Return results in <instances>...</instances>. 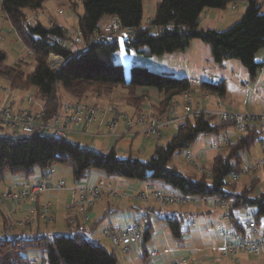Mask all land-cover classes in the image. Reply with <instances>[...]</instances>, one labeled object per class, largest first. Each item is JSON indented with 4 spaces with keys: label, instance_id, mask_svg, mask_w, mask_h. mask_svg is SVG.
Returning <instances> with one entry per match:
<instances>
[{
    "label": "trees",
    "instance_id": "obj_1",
    "mask_svg": "<svg viewBox=\"0 0 264 264\" xmlns=\"http://www.w3.org/2000/svg\"><path fill=\"white\" fill-rule=\"evenodd\" d=\"M47 1H1L0 11L20 43L32 52L35 66L33 71H29L30 65L24 60L9 66L6 53L0 48V79L9 81L12 90L24 87L35 89L43 100L48 120L57 116L62 107L57 94L58 84L79 100L90 91L102 97L122 88L127 92V105L137 109L142 108L151 96L149 91H155L161 96L155 106L159 114L168 109L172 101L193 90V83L188 78L151 72L144 66L131 67L127 80L123 66L115 62L119 43L96 44L93 40L101 33L105 18L115 17L122 28L134 30L124 42L125 50L135 51L145 59L184 51L192 41L199 40L210 46L212 58L220 66L226 60H239L255 78L264 65L256 61L257 55L264 49V14L260 0H245L247 10L244 16L226 31L203 29L200 26L201 16L208 9L224 10L241 0H161L147 28L143 24L144 0H79L84 11L78 16V28L85 47L76 51L65 45L70 38L57 24L46 27L40 21L32 25L25 23L27 13L40 11ZM51 55L64 59L60 68L49 66ZM200 88L206 94L220 98L227 93L225 82H204ZM139 90L143 92L139 94ZM229 127L231 125H223L216 116L188 119L174 131L167 145L156 146L153 157L147 161L132 155L121 158L115 147L108 152L93 151L39 132L18 139L0 136V179L4 180L6 174L30 178L38 170L48 172L54 167L67 166L76 182L87 179L93 171L104 172L110 178L145 184L162 182L184 198L227 202L236 230L242 234H245L244 226L235 220V213L251 209L256 215L257 228L262 231L264 192L255 193L260 180H252L251 186L246 183L240 190L237 183L229 181L233 174L241 171L242 155L249 152L261 137L257 127L230 141L223 151L217 153L208 167L210 176L202 174L200 179L195 180L169 166L175 155L189 150L201 135L215 134ZM152 214L155 215V211ZM149 221L143 234L144 251L152 237ZM162 222L170 229L172 238L181 243L185 232L182 228L184 221L167 217ZM35 250L43 253L42 262L45 264H119L115 251L106 250L82 231L74 237L0 236V264H29L27 255ZM145 254L147 256L148 252L145 251Z\"/></svg>",
    "mask_w": 264,
    "mask_h": 264
},
{
    "label": "rangeland",
    "instance_id": "obj_2",
    "mask_svg": "<svg viewBox=\"0 0 264 264\" xmlns=\"http://www.w3.org/2000/svg\"><path fill=\"white\" fill-rule=\"evenodd\" d=\"M1 1L2 0H0V2ZM159 2H161V0H144V2H143V6H144L143 24L148 23L149 19L155 14L156 7H157ZM259 4L262 6V14H264V0H260ZM233 6H234V4H230L224 10H217V9L206 10L204 12V15H202V17H201V20H203L201 22V27H205V30L226 31V30L230 29L235 24H237L242 18V16L240 17V11H239L238 12V19L233 23L232 20L234 19V17H232V14L236 12V11L234 12L232 10ZM83 11H84L83 6L81 4H79V0H48L45 3L43 9H41L40 11L28 12L26 17H25V23L27 25H32V24L36 23V21H40L44 26L49 27V26H53L56 24L54 21H58L60 24H63L64 26L68 27V28L62 27L66 31V33L70 34L69 35L70 40L67 41L65 45L67 47L72 48L74 51H76V50H78V48H80V46L79 45H73V40H72L73 37L72 36H74L76 34V32L79 31L78 16L83 15ZM208 11H212V13H217V14L218 13L224 14V15L227 14V17L224 19V21H221V20L218 22L211 21V22H213V23H211V22H208L209 20H211V18H208V17H207V19L205 18ZM210 15H214V14H210ZM110 20H111V18H105L102 21V25H101L102 26L101 29H103L102 31H105L107 29V26L111 22ZM3 27L6 28V31H8V32L0 34V48L3 49L7 55L6 63L9 66H12L13 64L16 65V64L20 63V61L24 60V61H27L30 65L28 70L33 71L34 66H35V61H34L33 54H32V56L29 55V53H32V52H28V50L26 48L23 49L21 44L16 43L15 39L17 38V36L14 33L9 32V31H11V28H12V27L10 28L9 22H7L6 20L0 21V30L1 31L4 30V29H2ZM194 42L199 43L200 45H202L203 48L193 50L194 46H192L191 50H186V51H188V52H186V55H187L186 57L193 55L194 52L196 54L195 59H192L191 63L189 62L188 58L186 59L187 61L180 58V59H177L176 62H172L170 69H165V70L172 73L173 74L172 76L174 78H179V79H181V78H192L191 80H194V82H193V91L194 92L196 90L200 91V85L204 82L218 83V82L224 81L226 88H227V93L225 96V103L228 106H231L232 108H234L236 111L239 110L238 112H240V110L244 111V109H243L244 108V99L246 98L245 92L248 91V87H246L243 82L246 81V82L251 83L250 82L251 81L250 74H248L249 72H247L246 68L242 65V63L239 60H226V61H224V65L222 67L219 66L218 64H216L214 62V60L211 56V48L209 45H207V44H205L199 40H194ZM119 46H120V50L118 51V53L116 55L115 62H116V64L123 66L127 80H129V71H130L131 67H133L135 65L144 66L151 72H158V67H156L157 63L155 62L154 65H151L149 62L152 59L154 62V61L162 58V56L145 59L144 57L138 55L135 51L127 52L125 50L123 40H120ZM177 53H180V52H177ZM263 53H264V49L257 56V58H256L257 62L258 61L260 62V59L262 58ZM169 55H171V54H167L164 57H167ZM57 57H52V58L50 57V59H49V66H51L53 69H58L63 65V63L60 64L58 62L60 58H61L60 60L62 62V57H60V56L58 58ZM14 62H16V63H14ZM59 64H60V67H58ZM262 70H264V68ZM261 72L262 71H260L258 73V76H257L258 78L256 77L257 79H255V80H257L256 82L261 81V78H260ZM159 73H162V72H159ZM166 74H168V73H166ZM169 75H171V74H169ZM244 76H245V78H244ZM195 81H197V83ZM253 82H255V81H252V83ZM0 85H3L6 89H9L10 93L12 92L11 91L12 85L9 81L0 79ZM57 88H58L57 94L59 96L60 102L62 103V107H61L59 114L61 113V111L65 105L74 104L76 102H86V103H89L90 105H92L93 107H99V108H107L109 106L110 107L116 106L119 108V110L121 112L124 111V112H127L129 114H132V112H134V110H135V112L138 110L139 111L147 110V109L141 110V108L137 109L136 107L128 106L126 103V95H127L126 93L127 92L122 88H117V89H115L114 92H110L109 94L104 95L102 97H99L97 95V93L90 91L85 95V97H82V99H80V100L75 98L69 92H67L61 84H58ZM14 91H21L18 93L22 94L23 99L25 97H28V96H31L33 98L34 105H32L33 103H31V104H28L27 102L23 103L24 106H29L30 107L29 109H31L33 112H39L42 108L45 109V111H46L43 100L40 98L38 92L35 89H31V88L28 89V88L24 87V88H19V89L13 90V92ZM1 95H3V93ZM1 95H0V100H1V102H4L5 99L7 98V96H6V94H4L5 99H1ZM210 96H212V98L213 97L218 98L217 95H210ZM155 97H158V96L155 95ZM11 99H12V95H11ZM23 99H22V101H23ZM39 100H41L42 103H40ZM155 100H157V99H155ZM158 101H160V100H158ZM176 101H179V103H181L180 102L181 98L176 99ZM14 108L19 109V107L15 106V104H14ZM29 109H24V110H29ZM148 109H149V111L157 113L156 107L154 106L153 103H150V107H148ZM180 113L183 114L184 113L183 110H180ZM101 121L102 120L99 119V121L97 123H95V125L93 124L88 128L87 132H90L91 134L70 135L66 138V140H68L74 144H78L83 148L90 149L93 151H99V152H108L113 147H116L117 149L120 150V152L128 154V155H123V154L119 153L121 158H124L125 156L128 157L129 155H132L133 157H137L143 161H147L153 157L157 145H167L168 144L169 140L163 141L165 133H167V137H169V138H172L175 134V132H174L175 129L170 128V129L162 131L161 136L159 138H152V139L147 138L145 136H142V134L139 132V134L137 136L135 135L133 138L123 137L120 140L114 141L110 137H107L104 135L105 125L101 124ZM119 127H120V129L119 128L118 129H119V131H121V129L123 128V124H121V126H119ZM227 129L231 130V128H222L219 130L218 133L209 134V135H201L199 140L191 147V150L194 153V150L196 149L197 145L205 146V147L207 145L209 146L210 143L217 140L218 138L221 139L222 135L225 133V131ZM234 129H235V131H233V132L235 134V137L233 138V140H235V138L237 137V135L239 133L237 128H234ZM92 134H94V135H92ZM0 136H7V132L1 127H0ZM92 136H94V137H92ZM262 139H264V136H262L260 138V140H258L251 147L250 151L248 153H246V154H248L249 158L252 160L251 162H254L257 159L259 160V159L263 158L262 143H261ZM205 153L208 155V158H207L208 160L205 157L201 156L198 158L197 161L199 164L203 165L204 167H206L208 169V167H210L211 163L213 162L214 157L217 155V152L211 151V150H209V147H206ZM184 158H185V155L183 153H181L179 155H175L174 158L170 161L169 166L170 167H176L185 176L191 177L195 180L200 179L202 174H200L195 169V167L193 165L187 163ZM59 168H62L68 174V178H66L64 176L63 180L66 183V188H67V191L69 192L70 190H72V187L75 186V181L73 179L72 170L67 166H60ZM39 171H37V172H39ZM250 177L251 178H259V180L261 181L260 184L258 185L255 193L259 194V193L264 192V169L263 168L260 169L256 173H251L248 176L242 177L238 181H236V183L238 184V189L239 190L242 189L243 186H245V184L249 181ZM104 181L110 182V184L114 185V188L117 191L116 197L110 196L108 194V197H110V198H113V199L120 198V197H122V195H125V193L128 192V190H126V188L122 185L121 182L119 184L115 183L117 181V178H112V179L104 178ZM229 181L233 182L231 179H229ZM152 184H154L155 186H158V187H159V185H162V186H167V187L171 188L170 186H168L162 182H152ZM0 186H1V184H0ZM147 187H148V184H147ZM159 188H161V187H159ZM155 190H157V189H155ZM160 190L163 191V189H160ZM103 191H104V194H106V189H103ZM142 192L145 193L147 191L145 190V191H141V192H134L132 194L135 196L136 193H142ZM65 194L66 193L64 191H60L57 195H59V197L62 198L63 195H65ZM101 194H103V192ZM104 199L106 202L108 201V199H106V198H104ZM69 200H70V198H67V199H60V198L57 199L56 198V199H54V203L56 206L55 214H56V223L57 224L56 225H54V223L48 224V229L51 231L54 228V226H56L57 234L62 235V236H66V237H69V236L74 237L78 231L74 230L73 228L72 229L69 228V227H74L73 225L75 222L73 218H70L69 220L67 218L66 204L69 202ZM99 201H100V199L98 200V202ZM136 201L141 202L142 204H145V205L149 204L150 201H153L158 205L159 208L161 207V206H159V203L157 201H155L154 199H150L146 202L140 201L138 199ZM98 202H97V204H98ZM22 204H20L17 207L16 211H13L14 212L13 214L17 213L18 208ZM32 204L38 205V201H36ZM96 205H95V207H96ZM194 205H196V204L193 202L176 203V204H171L169 206H166L162 209H166L168 207L173 206L171 208V210L172 209L182 210V211L185 209H191L192 210L194 208L193 207ZM181 206H185L186 208H183ZM0 208L3 209V207H0ZM42 208H43V205H40L39 212H38L37 207H35L34 211H32L34 224L31 226H34L37 223L38 216L44 222L50 221V220L47 221V219L42 218V214H41ZM74 208H75V204H74ZM221 208L222 207H218V206L212 208L215 211L217 210L216 212L218 213V214H213V218L215 217L214 222L222 219V216H221L222 212H221V210H218ZM5 210H7L8 216L13 217V214L10 215L9 209H5ZM223 210L225 211V209H223ZM251 212H253L251 209L239 210L235 213V220L238 221L243 226H245V224H246L245 216ZM29 213H31V212H29ZM29 213H27L25 215V217ZM182 213H183V218H184V222L182 225L183 229H188V228L194 229V227H201L202 228L204 226V221L208 217L207 214H205V213L198 214V215H190L189 214L190 211H186V212H182ZM52 214H54L53 209H52L50 217L52 216ZM127 215H128L127 211H122V210L120 211L118 209V210H115L113 212V214L109 216V218L115 217V219H114L115 222H113L114 227L124 228L127 224ZM36 216H37V218H36ZM13 220L17 221L15 219H13ZM9 221H10V219L8 220V222H6V225H7L6 231L7 230H13V229L14 230H26L29 228V227L28 228L10 227ZM192 222H195V225ZM108 223H109V220L104 224L101 223L100 225H98L97 229H99V230L104 229ZM87 225H88V227H91L93 225V222L92 221L88 222ZM153 225H154L155 229H157V227H156L157 223H154ZM168 234H169V232H168ZM7 236H8V238H12L13 235L11 232H8ZM154 237H155V230L153 231L151 241H153ZM171 246L176 248V246L174 245L173 242H171ZM148 248L150 250L151 246H149ZM106 250L110 251V247L107 246ZM115 250L117 251V249H115ZM41 254L43 255V253L41 251L35 250V251H31L27 256L29 259L41 260ZM221 255H222V253H221ZM250 258L252 260L249 262V264H254L255 262L257 264H262L261 259H258V258L252 257V256H250Z\"/></svg>",
    "mask_w": 264,
    "mask_h": 264
},
{
    "label": "built area",
    "instance_id": "obj_3",
    "mask_svg": "<svg viewBox=\"0 0 264 264\" xmlns=\"http://www.w3.org/2000/svg\"><path fill=\"white\" fill-rule=\"evenodd\" d=\"M238 2L234 3L233 8H237ZM111 22L105 31L97 34L93 40L96 44H115L120 40L125 42L134 32L133 29H124L120 26L119 21L115 17H111ZM147 24L144 25L147 28ZM14 33V31L12 32ZM68 34V33H67ZM70 34H68L69 36ZM72 35V34H71ZM73 37V45H79L80 48L85 47V42L80 31H77ZM17 44H21L19 39H15ZM24 49V46L21 44ZM32 56V53H29ZM57 57L56 55H51ZM59 57V56H58ZM57 57V58H58ZM50 59V58H49ZM61 59V58H60ZM59 59V63H64ZM57 62V63H58ZM60 64L58 67H60ZM6 94L7 98L4 102L0 100V127L7 132V137L10 139H18L23 136H28L34 133H41L44 136H50L57 140H66L70 135L91 134L87 132L91 125H95L101 119V124L105 125L104 135L110 137L114 141L120 140L123 137L133 138L139 132L142 136L147 138H159L162 131L173 128L175 131L179 126L188 119L198 117H212L216 116L217 120L223 125L236 127L241 135L247 134L251 129L257 127L261 134H264V115L255 116L247 113H237L229 109H223L221 106L218 111L203 108L201 104H195L193 101L194 91H189L182 95L181 103L179 101H172L168 109L162 114L149 111H136L132 114L121 112L118 107L112 106L107 108L93 107L86 102H76L74 104H67L63 107L61 113L52 119H47L45 109L39 112H33L31 109H15L14 103L11 99L9 89L0 85V95ZM209 94H205V98H209ZM179 98V99H180ZM28 104L33 103L31 96L25 97L23 102ZM183 110V114L180 113ZM121 124L123 128L119 131ZM119 128V129H118ZM100 129V128H99ZM101 134V133H100ZM94 135V134H92ZM89 136V135H88ZM131 136V137H130ZM94 137V136H92ZM228 145L227 139L215 141L209 146V149L214 152H221ZM263 158L254 162L248 161L247 158L243 160L242 169L240 172L233 174L231 180L236 183L240 178L255 173L264 168V142L262 141ZM185 155V161L195 167L200 174L211 175V172L198 163V157L190 150L182 152ZM66 185L64 182L52 184L47 177L40 178L34 184H23L21 188L17 185L8 187L0 191V207L10 210V215L22 203L36 202L40 196L48 192L65 191ZM106 189V192L113 197H116L117 191L114 185L108 182L100 181L97 185H81L76 190L75 210L85 219L89 218L90 211L95 207L101 196V191ZM1 190V186H0ZM145 193H136L132 196L135 200L148 201L154 199L159 203L160 209L176 203L193 202L198 203L200 198H184L179 194H169L160 189H151L150 186L146 188ZM137 198V199H136ZM214 203L218 207L225 209V218L232 219L229 212V204L220 200H215ZM52 207L45 203L41 210L42 218L50 220ZM10 227L13 228H28L34 224L33 212L29 213L25 218L14 221L12 216H9ZM149 220V214L141 213L138 217L132 219L131 223L120 231H109L105 236L111 241L113 247L121 250L124 254L129 255L133 253L134 246L141 244L143 241V234L146 223ZM246 224L244 226L245 234L235 230L230 237L232 242L225 244L221 249L223 257L231 260L232 263L240 264L238 258L240 254H245L258 259H264V230L260 231L256 224V215L252 212L245 216ZM169 253V251H165ZM153 258L158 256L157 253L151 255ZM29 264H45L42 261H30ZM254 264H257L256 262Z\"/></svg>",
    "mask_w": 264,
    "mask_h": 264
},
{
    "label": "crops",
    "instance_id": "obj_4",
    "mask_svg": "<svg viewBox=\"0 0 264 264\" xmlns=\"http://www.w3.org/2000/svg\"><path fill=\"white\" fill-rule=\"evenodd\" d=\"M0 4H1V2H0ZM232 10L234 12L236 11L235 13L232 14V17H234V19L232 21L234 23L238 19V12L239 11H240V17L244 16V14L247 10V2L245 0L239 1L237 4V8H232ZM210 14H214V15H210ZM202 15H204V13ZM207 17L211 18V20H209L208 22H211V21L218 22L220 20L224 21V19L227 17V14L226 15L220 14V13L217 14V13H212V11H208L205 18L207 19ZM3 20L7 21L4 13H2L0 11V21H3ZM202 21L203 20H200V26H201ZM54 22L60 27L68 28L67 26H64L63 24H60L58 21H54ZM213 22H211V23H213ZM146 24H148V23H146ZM146 24H144V25H146ZM10 28H11V25H10ZM202 28L205 29V27H202ZM2 29H4V30L1 31V33L8 32V31H6V28L3 27ZM220 31H222V30H220ZM9 32L12 33L13 29L11 28V31H9ZM192 46H194L193 50L203 48L202 45H200L199 43L192 41L190 43V46L188 47V49L186 48L184 51H180V53L175 52V53H173L167 57H164L165 56L164 55V56H162V58H160L154 62L152 59L149 63L151 65H154V63L156 62L157 63L156 67H158V72L168 73V74L173 75L172 73L166 71L165 69H170L172 62H176L177 59H180V58H182L185 61H187L186 59L188 58L189 62L191 63V60L195 59L196 54L194 52L193 55L186 57L187 56L186 52H188L186 50H191ZM211 56H212V54H211ZM14 63H16V62H14ZM258 63L264 64V53L262 55V58L260 59V62L258 61ZM223 65H224V63L221 65V67ZM263 68H264V65L261 68V70H259V72L262 71L261 75H260L261 81L256 82L257 80H255V79L258 78L257 77L258 74H257V76H256L257 78L256 77L252 78L250 76V78H251L250 82L252 83V81H255L252 84L249 82H246V81L243 82L244 85L246 87H248V91L245 92L246 98L244 99V108H243L244 111L240 110V112H238L239 110L236 111L231 106H228L225 103V97L220 98L217 95L218 98H215V97L212 98V96L208 95L209 98H205L204 96L206 93L203 92L201 90V88H200V91L196 90L193 93V101L195 102V104L199 103L202 105L203 108L211 109L212 111H218V108H220L219 106H221V108H223V109H229V110H232V111L237 112V113H247V114H252L255 116L264 115V70H262ZM244 78H245V76H244ZM188 79L191 80L192 78H188ZM191 81H192V83L194 82V80H191ZM195 82L197 83V81H195ZM222 82H224V81H222ZM11 91H12L11 92L12 101L15 104V106H17L23 110L30 108L29 106L23 105L22 94L18 93L21 91H14L13 92L12 88H11ZM142 92H143V90L138 91L139 94ZM149 93L151 96L148 98V100L143 105L141 110L148 109V107H150V103H153L154 106H156L160 102L158 100L161 99V96L157 92L149 91ZM155 95L158 97H155ZM1 99H5L4 94L1 95ZM155 99H157V100H155ZM39 102L42 103L41 100H39ZM134 112H135V110H134ZM134 112H132V113H134ZM229 128H231V130L227 129L225 131V133L222 135L221 139L218 138L219 140L226 138L228 143L230 141H234L233 138L235 137V134L233 131H235L234 128H236V127L231 126ZM238 136H241V134L238 133L237 137ZM262 136H264V134H261V137ZM199 138H198V140H199ZM260 138H259V140H260ZM170 139L171 138L167 137V133H165L163 141H168V140L170 141ZM218 139L215 141H218ZM215 141H213L212 143H214ZM262 141L264 142V139L261 140V143H262ZM212 143H210L209 146ZM209 146L207 145L206 147H209ZM206 147L197 145L193 154L196 155L198 158L203 156L207 159L208 155L205 153ZM189 150H191V148ZM116 151H117L119 157H121L119 153H121L123 155H128L127 153L120 152V150L117 148H116ZM262 151H263V149H262ZM246 153H248V152H245L242 155V160H245V158H247L248 161L251 162L252 160L249 158L248 154H246ZM124 158H126V156ZM59 167L60 166L54 167L52 170H49L48 172H42V171L38 170L39 172H36L30 178H24L23 176H20V175L6 174L4 180L0 179V184H1V190L0 191L6 189L8 187H12L13 185H17L19 188H21L22 185L25 183L34 184L35 182L39 181L40 178H42L43 176L47 177L48 181L52 184H57L61 181L64 182V180H63L64 176L66 178H68V174L62 168H59ZM104 178L112 179V178L108 177L104 172L93 171L90 173L88 178L83 180V181L76 182L74 180L75 186L72 187V190H70L69 192L67 191V188H66V190L64 191L66 194L63 195L62 198L59 197V195H57L59 192H48V193L39 197V199L37 200L38 205L32 204L31 202L23 203L18 208L17 213L13 214V219L20 220V219L24 218L27 213L34 211L35 207H37L38 212H39L40 205H44L45 203L50 204V206L52 207L53 212H54V214H52L49 222H44L38 216L37 223L34 226H31L26 230H14L13 229V230H7L6 231V226H7L6 222H8L9 216H8L7 210H5L4 208L3 209L0 208V236L7 235L8 232L12 233V235H13L12 237H14L16 235H20V234H25L28 236L59 235V234H57L56 226H54V228L51 230L52 232L48 229V224H53V223H54V225L57 224L56 223V214H55L56 206L54 203V199H56V198L57 199H59V198L60 199L70 198L69 202L66 204L67 218H68V220L70 218H73L75 222L73 225L74 227H69V228H71V229L73 228L74 230H77L78 232H81V231L85 232L86 236L90 240L94 241L97 244H100L105 249H107V246L110 247V252H113V251L116 252V255H117L118 260H119V264H235V263H232L230 259L223 257L221 255V251H220V249L225 244L233 241V239L230 237V234H232L236 230L235 222L233 221V219L225 218V211L222 208L218 209V210H221V212H222V215H221L222 219L214 222L215 217L213 218V214H218V213L216 212L217 210L215 211L212 209V208L216 207L214 200H212V199L204 200V199L200 198V201L198 203H195L196 205L193 206L194 208L192 210L191 209H185L183 211L182 210H176V209L171 210V208L173 206L168 207L166 209H160L158 207V205L153 201H150L149 204L145 205V204H142L141 202H138L132 198V196H133L132 193L145 191L147 188V184L117 178V181L115 183L119 184L121 182L122 185L126 188V190H128V192H126L125 195H122V197H120V198L113 199V198L108 197L107 192H106L107 195L104 194V191L102 190L101 193L103 192V194H101V196H100V201L98 202L96 207L90 211L89 218L85 219L82 215L78 214L74 208V204L76 202V193H77L76 190L81 185H86V184L97 185L100 181H103ZM255 179H259V178H251L250 177L247 184L251 186V184H252L251 181L255 180ZM108 183L110 184V182H108ZM65 185H66V183H65ZM148 186H150L151 189H158L159 187H161L159 189H163V191H165L169 194H175V193L177 194V192L174 191V189H172V187L169 188L167 186H162V185H159V187H158L152 183H149ZM104 198L108 199V201L106 202ZM181 207L186 208L185 206H181ZM118 209L120 211L122 210V211L128 212L127 224L124 228L114 227L113 222H115L114 221L115 217L109 218V216L112 215L113 212L115 210H118ZM153 211H155V213H156L155 215L152 214ZM186 211H190V213H189L190 215H198V214L205 213V214H207L208 217L204 221V226L202 228L201 227H194V229H190V228L183 229V231H185V232H184V235L182 238V242L180 243V242L175 241L172 238V235L169 231L170 229H168V227L165 226L164 222H162V219L169 217V218L180 219V220L184 221L182 212H186ZM143 212L148 213L149 217H151V219H149L150 221H149L148 226L152 227V234H153V231L155 230V237H154L153 241L150 240V242L146 245L147 248L145 249V251L148 252V255L146 256L144 248L142 246V243L135 245L133 253H131L129 255L124 254L120 250L116 251L113 248L110 240L105 236V233L109 232V231L124 230L131 223L133 218L138 217ZM36 218H37V216H36ZM108 220H109V223L105 226L104 229H102V230L97 229L98 225H100L101 223L104 224ZM91 221L93 222V225L91 227H88L87 224H88V222H91ZM154 223H157V226H156L157 229H155V227L153 225ZM192 223L195 225V222H192ZM168 232H169V234H168ZM171 242L174 243L176 248L171 246ZM149 246H151L150 250L148 248ZM165 251H169V253H165ZM153 253H157L158 256L156 258H153L151 256ZM43 256L44 255L41 254V260L30 259V261H34V260L35 261H42ZM238 258L241 261L240 264H249V262L252 260L250 258V256L244 255V254H240L238 256ZM261 261H262V264H264V262H263L264 259H261Z\"/></svg>",
    "mask_w": 264,
    "mask_h": 264
}]
</instances>
